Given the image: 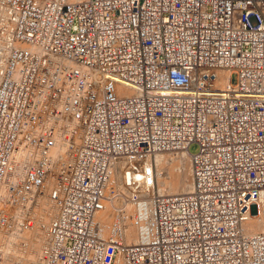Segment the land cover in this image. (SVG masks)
I'll return each instance as SVG.
<instances>
[{
  "label": "built area",
  "instance_id": "1",
  "mask_svg": "<svg viewBox=\"0 0 264 264\" xmlns=\"http://www.w3.org/2000/svg\"><path fill=\"white\" fill-rule=\"evenodd\" d=\"M175 150L191 185L159 191ZM49 180L44 264H264V0H0V199Z\"/></svg>",
  "mask_w": 264,
  "mask_h": 264
},
{
  "label": "bare ground",
  "instance_id": "2",
  "mask_svg": "<svg viewBox=\"0 0 264 264\" xmlns=\"http://www.w3.org/2000/svg\"><path fill=\"white\" fill-rule=\"evenodd\" d=\"M76 142L78 143L79 139ZM175 151H160L154 154L153 163L159 191L182 192L188 190L191 185L188 152L186 150ZM51 184L52 182L49 180L44 192L36 198L35 203L26 207L17 203L11 207L6 199H0V212L6 216L8 222L0 223V252L3 255V261L0 264H34L36 258L39 264H44L40 254L45 242V227L56 212L55 205L47 197V191ZM123 192L126 194V190ZM129 209L130 205L122 204L121 197L115 195L105 204L95 219L102 223L106 231L108 224H111L117 217L125 216ZM25 219L30 220L28 223H24ZM127 222L125 219L122 236V240L126 242L136 239L135 227L126 224ZM261 229H264L263 217L251 215L244 222V230L247 233ZM117 264L122 263L119 261Z\"/></svg>",
  "mask_w": 264,
  "mask_h": 264
},
{
  "label": "rangeland",
  "instance_id": "3",
  "mask_svg": "<svg viewBox=\"0 0 264 264\" xmlns=\"http://www.w3.org/2000/svg\"><path fill=\"white\" fill-rule=\"evenodd\" d=\"M196 148V145L193 143V144H191L190 146H189V149L190 150H194ZM174 152H176V151H174ZM179 170H180V168H178ZM121 191V192H120ZM120 191H117L118 193H121V194H117L116 196H119V197H121V199H122V204H125L126 202L124 201V199H123V197H122V195H124L125 194V192H123V191H125V189L123 190V189H121ZM13 211V210H12ZM20 224V223H19ZM21 225V224H20ZM40 245V244H39ZM39 245H38V247H39ZM41 256V255H40ZM37 259V258H36ZM34 260V264H39L38 262H37V260ZM3 261V255H2V253L0 252V263Z\"/></svg>",
  "mask_w": 264,
  "mask_h": 264
}]
</instances>
